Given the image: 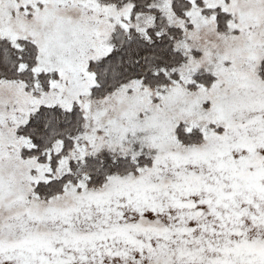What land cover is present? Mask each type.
Here are the masks:
<instances>
[{
    "label": "snow or ice",
    "instance_id": "obj_1",
    "mask_svg": "<svg viewBox=\"0 0 264 264\" xmlns=\"http://www.w3.org/2000/svg\"><path fill=\"white\" fill-rule=\"evenodd\" d=\"M0 264H264V0H0Z\"/></svg>",
    "mask_w": 264,
    "mask_h": 264
}]
</instances>
